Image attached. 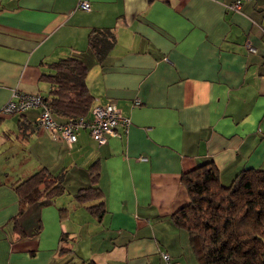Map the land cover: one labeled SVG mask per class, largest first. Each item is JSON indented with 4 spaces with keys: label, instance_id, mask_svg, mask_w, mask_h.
Returning a JSON list of instances; mask_svg holds the SVG:
<instances>
[{
    "label": "crops",
    "instance_id": "obj_1",
    "mask_svg": "<svg viewBox=\"0 0 264 264\" xmlns=\"http://www.w3.org/2000/svg\"><path fill=\"white\" fill-rule=\"evenodd\" d=\"M88 1L0 0V114L14 92L43 93L48 63L73 56L93 105L131 121L104 143L80 128L69 145L37 128L38 107L2 115L0 264H198L170 218L189 200L181 174L211 160L228 184L264 168V0ZM94 27L115 33L101 63L87 45ZM95 161L99 219L73 197ZM40 167L66 192L20 211L11 183Z\"/></svg>",
    "mask_w": 264,
    "mask_h": 264
},
{
    "label": "trees",
    "instance_id": "obj_2",
    "mask_svg": "<svg viewBox=\"0 0 264 264\" xmlns=\"http://www.w3.org/2000/svg\"><path fill=\"white\" fill-rule=\"evenodd\" d=\"M114 43L115 33L110 27H94L87 34V45L100 63ZM47 66L48 70L40 74L47 89L39 93L54 120L66 123L79 117L89 118L94 97L86 84V64L68 56ZM98 174V163L92 162L88 167L90 184L78 188L73 195L97 219L105 212L103 193L97 186ZM181 181L189 200L170 218L174 225L187 231L198 264H264V168H243L228 184H223L216 166L208 160L183 172ZM11 185L20 211L39 199L51 203L66 192L61 176L46 167ZM58 209L60 216L66 210Z\"/></svg>",
    "mask_w": 264,
    "mask_h": 264
},
{
    "label": "built area",
    "instance_id": "obj_3",
    "mask_svg": "<svg viewBox=\"0 0 264 264\" xmlns=\"http://www.w3.org/2000/svg\"><path fill=\"white\" fill-rule=\"evenodd\" d=\"M77 7L88 10L90 3L88 0H78ZM228 9L238 10L240 1L237 0L229 5ZM254 50L253 47H250ZM38 107L39 113L36 117V125L39 129L49 131L55 137H61L69 145L77 140V132L80 128H87L91 137L98 143L106 142L108 136L117 135L118 128L126 131L130 125V118L121 114L114 103L96 104L91 108L89 118L79 117L74 121L59 123L52 117L51 111L44 103L39 92L17 93L9 98L1 108L2 114L21 113L24 110ZM142 159H146L143 157ZM162 257L169 260L167 253H162Z\"/></svg>",
    "mask_w": 264,
    "mask_h": 264
},
{
    "label": "rangeland",
    "instance_id": "obj_4",
    "mask_svg": "<svg viewBox=\"0 0 264 264\" xmlns=\"http://www.w3.org/2000/svg\"><path fill=\"white\" fill-rule=\"evenodd\" d=\"M4 122H6V121H5V120H2L1 123H0V131H1V129H2L1 125H2ZM15 131L17 132V128H16V127H15ZM0 157H1L3 160H5V156H3L2 154H0ZM16 158H17V157H16Z\"/></svg>",
    "mask_w": 264,
    "mask_h": 264
}]
</instances>
